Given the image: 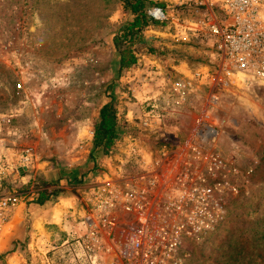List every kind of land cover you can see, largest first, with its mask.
<instances>
[{
	"label": "rangeland",
	"instance_id": "obj_1",
	"mask_svg": "<svg viewBox=\"0 0 264 264\" xmlns=\"http://www.w3.org/2000/svg\"><path fill=\"white\" fill-rule=\"evenodd\" d=\"M150 1L156 5L148 8L162 7L167 18L150 21L139 40H126L137 62L119 70L113 37L131 19L122 0H0V197L36 199L34 179L40 176L50 182L48 191L73 190L83 205L87 184L98 181L103 165H118V143L137 129L152 104L164 106L158 97L171 83L213 72L211 41L185 26L198 11ZM239 80L237 88L215 89L219 102L209 109L215 113L217 149L252 173L230 199L224 224L204 241L185 245L184 264H264V87L255 77ZM198 86L187 103L161 117L162 127L181 142L213 91L209 82ZM106 102L123 132L104 155L94 152L92 141ZM28 148L33 155L25 159ZM16 222L11 232L0 233V264H87L79 244L87 228L83 218L79 235L64 243L33 236L32 244L25 237L27 220L21 238L12 239L14 247L5 248L6 238L22 227Z\"/></svg>",
	"mask_w": 264,
	"mask_h": 264
},
{
	"label": "built area",
	"instance_id": "obj_2",
	"mask_svg": "<svg viewBox=\"0 0 264 264\" xmlns=\"http://www.w3.org/2000/svg\"><path fill=\"white\" fill-rule=\"evenodd\" d=\"M155 1L198 11L185 26L211 41L217 66L171 83L158 97L164 106L152 104L137 129L118 143V165H103L98 181L87 184L82 198L87 228L79 239L87 264H184L185 245L204 241L224 224L230 199L252 173L217 149L215 113L209 108L219 102L215 89L237 88L239 79L255 77L264 87V0ZM146 14L151 20L167 18L160 6ZM204 82L213 91L181 142L162 127L161 117L187 103ZM32 155L31 148L25 150V159ZM20 200L16 193L0 197V230Z\"/></svg>",
	"mask_w": 264,
	"mask_h": 264
},
{
	"label": "trees",
	"instance_id": "obj_3",
	"mask_svg": "<svg viewBox=\"0 0 264 264\" xmlns=\"http://www.w3.org/2000/svg\"><path fill=\"white\" fill-rule=\"evenodd\" d=\"M122 3L123 10L131 15V19L122 25L113 37V43L119 53V70L129 69L136 64L137 57L135 51L131 44L126 45V42L128 40L132 41L134 38L138 40L141 38L142 30L152 21L146 14V10L149 6L156 5L155 2L150 0H122ZM122 132L117 122L116 110L112 103H104L99 109L98 121L94 125V137L92 141L94 152L104 155L108 153L115 147ZM101 169L102 167L99 172ZM34 180V187L36 189L35 202L37 204H43L47 201L53 202L61 193L60 189L57 188H52L48 191L49 188L47 186H50V182L44 179V177L37 176ZM22 223L23 219H18L16 227L19 224L22 225ZM13 237L14 235H10L6 238L5 248L12 245Z\"/></svg>",
	"mask_w": 264,
	"mask_h": 264
},
{
	"label": "crops",
	"instance_id": "obj_4",
	"mask_svg": "<svg viewBox=\"0 0 264 264\" xmlns=\"http://www.w3.org/2000/svg\"><path fill=\"white\" fill-rule=\"evenodd\" d=\"M78 202V195L70 189L61 192L55 198V201H47L43 204H37L33 197L30 199L25 196L20 200L19 204L10 210L7 222L4 226V232H11L17 219H23L22 227L19 233L13 237V241L15 238L20 239L24 234L23 232L27 226L28 220L29 232L25 237H28L29 242L32 244L34 243L33 240H31L33 236L36 239H42L41 242H45L47 239L53 237L54 240L59 239L64 243L66 241L64 239L73 238L80 233L82 227L80 219L85 215L86 210L84 204L81 205ZM19 207H22V213L17 215ZM13 243L12 246L14 247ZM36 243H38V241H36L35 244ZM17 253L15 251L14 255L19 259L22 258L20 252ZM10 258L12 262L13 257Z\"/></svg>",
	"mask_w": 264,
	"mask_h": 264
},
{
	"label": "bare ground",
	"instance_id": "obj_5",
	"mask_svg": "<svg viewBox=\"0 0 264 264\" xmlns=\"http://www.w3.org/2000/svg\"><path fill=\"white\" fill-rule=\"evenodd\" d=\"M5 226V225H4ZM4 226L2 227V229H1V231H0V233L2 232V230L4 229Z\"/></svg>",
	"mask_w": 264,
	"mask_h": 264
}]
</instances>
